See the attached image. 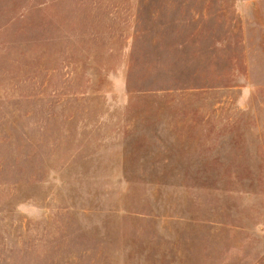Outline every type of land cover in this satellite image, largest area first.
<instances>
[{
	"label": "rangeland",
	"instance_id": "rangeland-1",
	"mask_svg": "<svg viewBox=\"0 0 264 264\" xmlns=\"http://www.w3.org/2000/svg\"><path fill=\"white\" fill-rule=\"evenodd\" d=\"M0 264H264V0H0Z\"/></svg>",
	"mask_w": 264,
	"mask_h": 264
}]
</instances>
